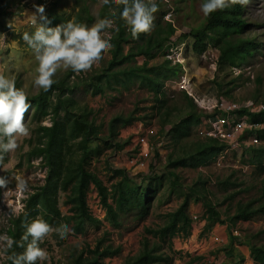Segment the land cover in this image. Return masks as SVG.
<instances>
[{"label": "trees", "instance_id": "16d2710c", "mask_svg": "<svg viewBox=\"0 0 264 264\" xmlns=\"http://www.w3.org/2000/svg\"><path fill=\"white\" fill-rule=\"evenodd\" d=\"M3 1L0 0V8ZM156 3L159 10L155 14H158L160 16L158 20L162 21L161 18L165 14L161 10L162 0H156ZM119 11L114 13L106 5L102 9V19H112L114 25L110 29L112 45L108 50L110 58L100 72L68 85L66 79H69L72 72L69 70L64 76L65 80L61 82L56 80L49 92L41 89L37 94L27 96L28 102L33 106L31 120L37 122L35 142L33 141L34 144L27 152V160L33 157L40 158L45 168V176L43 184L27 194L23 212L11 218L6 234L19 241L25 231L22 224L30 223L36 218L44 219L53 227L66 224L75 235L83 231L84 223L99 224L87 210L86 194L91 184L95 187L105 209V217L111 223H117L119 214L131 211H136L137 217L141 219L149 214L150 199L154 198L166 181L169 193H177L180 198L179 205L172 212L163 215L164 222L160 227L143 228L139 249L135 254L125 257L122 264H172L175 255L172 239L190 235L192 224L188 214L190 203L202 206L205 230L214 224H222L226 226L231 237V230L238 222L264 215V184L258 198L242 202L240 199L236 200V197L244 192L241 189L237 190L240 184L229 179L221 181L218 187L223 191V197L218 202L209 191L206 180L198 177L189 184L181 182L177 169L197 170L204 167L215 160L225 146L215 138L195 137L191 134V128L202 124L209 114L199 111L184 91L179 98L167 96L165 83L168 79L178 77L180 65L171 64L169 60L163 58L159 64L148 67L150 60L157 56L163 57L171 47V37L175 34L171 22L164 21V26L154 24L156 26L150 34H141L139 39L134 40L124 22L119 19ZM243 11L240 5L217 11L204 17V23L200 28L191 29L179 36L181 39L191 40V50L196 55H200L207 45L212 43L218 51L216 62L219 71L222 72L225 67H236L239 63L247 61L259 44L254 38L240 37L247 27L242 18ZM45 16L50 21L48 27L54 28L67 22L56 13H48ZM84 20L87 22L92 20L86 6L78 10L73 22L84 24ZM138 56L145 57L141 64L134 62ZM131 62L134 63L130 64ZM123 65L128 66L121 68ZM15 83L18 89H22L18 81ZM80 83L89 89L93 96L102 94L105 89L118 87V90H126L134 84L150 94L151 104L147 107L145 116L139 120L156 118L159 131L152 140L155 142L166 137L167 145L170 147L162 176L146 177L141 174L143 182L148 179L155 182L152 189H149V186L134 184L131 179L129 181L124 170L113 171L110 180L116 177H119V180L111 184L109 189L89 170L91 151L99 149L98 145L95 147L92 145L101 142L115 150L122 148L125 143L117 141L118 129L132 123L136 117L133 113L126 117L114 116L108 121L106 135L101 137V126L96 124L92 109L87 105L81 106L72 96ZM246 113H248L246 108L237 111V115ZM250 116L253 122H262L264 111ZM45 118L49 119V125L41 124ZM256 136L258 141L262 142L245 149L251 154L247 164L257 175L264 176V129L258 130ZM229 188L231 190L228 192ZM61 194L65 195L64 203L70 205V215H62L59 209ZM109 199L112 202L109 203ZM223 205L225 207L221 213L219 209ZM234 238H229L221 249L226 260H231L229 264L243 260L241 255H233L231 246ZM257 239L258 235H250L242 242L247 245L253 263L264 264V243ZM11 251L22 252L23 249L14 245ZM84 253L81 251L74 256L72 264H102L104 258L119 254L120 247L104 244V239H100L88 250L87 255ZM6 264L11 262L7 261Z\"/></svg>", "mask_w": 264, "mask_h": 264}, {"label": "rangeland", "instance_id": "374dc122", "mask_svg": "<svg viewBox=\"0 0 264 264\" xmlns=\"http://www.w3.org/2000/svg\"><path fill=\"white\" fill-rule=\"evenodd\" d=\"M202 2L203 0L162 1L161 10L168 13L170 22L175 28V34L171 37L170 48H172L174 55L179 57L181 67L178 77L168 79L165 83L164 88L167 96L179 98L181 92L187 90L199 100L221 98L239 107L245 106L248 102L254 105H257V103L264 105V0H248V4L243 7L242 14L247 27L240 37L254 38L259 43L258 48L247 61L239 63L238 66L233 68L225 67L222 72L219 71L216 62L218 51L212 43H209L200 55H196L191 50V40L181 39L179 36L203 25L204 16L200 11ZM34 6H43L45 8L44 15L56 13L61 15L67 22L73 21L78 10L86 6L92 20L90 22L84 20V24L91 26L98 19H102L104 5L102 0L3 1L0 8V75L13 78L15 82L18 81L27 96L35 95L41 90L34 86V79L37 75L35 70L38 63L32 50L22 39L24 32L31 34L35 31L36 25L32 22V14L35 12ZM159 17L158 14H155L154 24L159 23L160 26H164V21L167 20L162 17V21H159ZM108 31L110 33V29ZM109 58V52L107 51L104 53L103 59L91 71L79 74L71 72L69 79H66L67 84L71 85V83L79 81L80 78L88 79L95 73L100 72ZM163 58L164 56H157L150 60L148 67L159 64ZM144 59L145 57L138 56L134 62L141 64ZM128 65H123L121 68ZM68 71L58 70L53 79L60 82L64 81V76ZM182 78L185 79L184 83H181ZM182 86H185V88L183 89ZM118 89V87L105 89L102 94L93 96L90 90L80 83L72 93L73 98L81 106L87 105L92 109L96 124L101 126V137L106 135L108 121L114 116L126 117L133 113L136 117L135 121L118 129L117 141L125 143L122 148L115 150L101 142H95L92 145L93 147L98 145L99 149L91 151L89 170L95 173L109 189L111 184L119 180V177L110 180L114 170H124L129 181L131 179L134 184L142 187L149 186V189H152L155 182L150 181V179L143 182L141 174L146 177L155 175L160 177L163 175L165 158L170 151V147L167 145L168 139L163 137L162 140L155 142L152 140V137L159 131L156 118L147 121L139 120V118L145 116V111L147 112V107L151 104L150 94L144 88L137 87L135 84L126 90ZM224 93H227V95H224ZM196 107L199 111L209 114L197 105ZM32 110L33 106L25 116L30 135L18 136L17 149L4 154L3 160L0 161V179L5 181L4 186H0V235L6 234L11 218L22 213H18L19 208L17 205L19 204L21 210H24L26 195L43 184L45 168L41 164V159L33 157L29 161L27 160V152L36 138L37 122L31 120ZM206 121L207 118L204 119V122ZM262 123L264 124V118ZM41 124L49 125L50 121L45 118ZM207 129L208 124L204 125L202 123L192 127L190 131L195 137L204 138L208 137L205 133ZM244 133L242 134L243 141H241L243 149L235 152L229 151L223 158H216L197 170L177 169L176 172H179L181 182L189 184L198 177L206 180L209 191L214 194L215 199L219 202L223 197V191L219 190L218 183L229 179L240 184L237 190L244 191L236 197V200L240 199L242 202H247L253 198H258L264 184V176L257 175L254 169L247 164L251 154L250 151H245L249 135ZM261 142L258 141V144ZM130 159L137 161L131 165L128 163ZM142 163L143 165L140 166ZM20 182L26 183V190L20 191L18 189L17 185ZM230 190L229 188L228 192ZM65 199V195L61 194L58 206L62 215H70V205L64 203ZM97 199L101 204L99 195L91 184L86 194V205L89 214L91 212L92 215H95L96 211L90 208V203ZM108 202L110 203L112 200L109 199ZM150 202V212L144 218H138L137 212L131 211L119 214L117 223L113 224L105 217L106 213L102 217L97 214L100 217L99 220L97 219L99 224L84 223L83 231L80 234L75 235L71 232L69 237L64 240H61L55 233L54 236L49 234L41 247L48 251L50 264H72L74 256L81 251L87 255L88 250L92 249L98 240L104 239V244L120 247V253L104 258L102 264H122L125 257L135 254L139 249L143 228L155 229L160 227L164 222L163 215L175 210L180 203V198L177 193H169L167 182L164 181L163 186L154 198L150 199ZM224 207L225 205L219 209L221 213ZM202 213L203 208L200 204H189L188 214L192 219L189 236L192 234L193 237L189 238L188 236L185 238L192 240V243L190 246L181 248L183 244L180 241L181 238H175V245H173L175 264H191L192 262L189 259L193 257H199L200 259L195 264H214L215 261L220 262V264L231 262L229 259L226 262V258L222 256L224 252L221 249L224 242L218 237V234L221 233L220 230L213 231V225L205 230ZM222 219H224V216H222ZM199 222H203V224L199 226ZM219 225L222 224H216L215 226L219 229L224 227V225L221 227ZM233 229H237L240 233V236L234 239L236 242H242L250 235H258L259 239L257 241L264 243V215L257 216L244 223L238 222ZM225 233L226 235L222 233L221 236L226 240L233 238L232 235L230 237L228 230ZM0 245H2V242H0ZM243 262L242 260L234 264H243ZM6 263L7 261L0 258V264ZM45 264H49V262L46 261Z\"/></svg>", "mask_w": 264, "mask_h": 264}, {"label": "clouds", "instance_id": "9594fccd", "mask_svg": "<svg viewBox=\"0 0 264 264\" xmlns=\"http://www.w3.org/2000/svg\"><path fill=\"white\" fill-rule=\"evenodd\" d=\"M102 4L114 13L120 10L119 19L124 22L134 40L139 39L141 34L151 33L154 14L159 10L156 0H102ZM247 4L248 0H203L200 11L204 17H208L217 11L236 5L244 7ZM34 7L32 22L36 25L35 31L31 34L24 32L22 39L32 50L38 63L34 79L36 88L49 92L58 70H71L76 74L91 71L111 48L108 29L113 28L112 19H98L91 26L68 21L53 28L47 26L50 21L44 15L45 8ZM167 15L165 12L163 18L170 22ZM31 107L25 91L16 87L15 80L0 75V161L4 154L17 149L18 136L30 135L25 116ZM4 184L5 181L0 179V186ZM17 187L20 191L27 189L25 182H20ZM22 227L25 231L19 241L7 234L0 235V258L11 264H45L46 261L50 264L48 251L40 245L49 234L55 233L61 240L67 239L71 234V229L66 224L53 227L41 218L30 223L24 222ZM14 245L23 251H11Z\"/></svg>", "mask_w": 264, "mask_h": 264}, {"label": "built area", "instance_id": "2783aa9c", "mask_svg": "<svg viewBox=\"0 0 264 264\" xmlns=\"http://www.w3.org/2000/svg\"><path fill=\"white\" fill-rule=\"evenodd\" d=\"M165 1V0H164ZM166 17L169 18V15ZM170 48L169 52L166 53L165 59L169 60L171 64L180 63V59L178 56H175ZM185 79L182 78L181 83H184ZM184 89L185 86H182ZM186 94L192 98L194 103L203 111H207L209 116L207 117V121L203 122L204 125L208 124V129L205 131L208 137H212L220 141L224 144V150L219 153L217 158H223L229 151H238L239 149H243L241 146L242 134L248 133L247 147L255 146L258 144V138L256 136V132L264 128V124L262 122H253L251 120L250 115H256L264 111V105L261 103H257L254 105L251 102H248L245 106L239 107L237 105H233L231 102H227L221 98L218 99H210V100H199L196 99L190 92L185 90ZM240 108H246L248 113L237 115V111ZM151 148V147H150ZM137 160L130 159L128 163L133 165ZM143 163L140 165L142 166ZM22 200V199H21ZM17 204V203H16ZM19 208V212H22L21 206L17 205ZM90 208L95 210V215H92L90 210V215L99 220V214L101 217L105 215V209L99 203V200H94L90 203ZM231 235L233 237L238 238L240 233L237 229L231 230ZM214 264H220V262L215 261Z\"/></svg>", "mask_w": 264, "mask_h": 264}, {"label": "crops", "instance_id": "0c3cea01", "mask_svg": "<svg viewBox=\"0 0 264 264\" xmlns=\"http://www.w3.org/2000/svg\"><path fill=\"white\" fill-rule=\"evenodd\" d=\"M202 221H204L203 219H202ZM240 222H242V223H244V222H247V221H240ZM206 223V222H205ZM199 226H201L202 224H203V222H199ZM216 224H214L213 225V231H218V230H220V234H218V237H220V240L221 241H223L224 242V244L222 245V247H224L225 246V244H227V242H228V240H229V238L226 240V238H224V237H222L221 236V234L223 233V235H226V233H225V231H227V229L225 228L226 226L224 225V227L222 228L221 226L222 225H219L220 227H221V229H219V227H217V226H215ZM204 226H205V224H204ZM225 230L224 232L222 231V230ZM190 237H193V235L191 234V236H189V238ZM178 238V237H177ZM180 238V237H179ZM234 239H236V238H234ZM179 240V239H178ZM177 240V241H178ZM226 240V241H225ZM180 241L183 243L182 244V247L181 248H184V247H187V246H190L191 245V243H192V240H190V239H186V238H181L180 239ZM180 243V242H179ZM178 243V244H179ZM173 245H175V238H173L172 239V247H173ZM180 245V244H179ZM231 248H232V252H233V255H238V256H242V258H243V264H254L253 263V261L251 260V258H250V256H249V251H248V247H247V245L244 243V242H241V241H239V242H236L235 240L233 241V243H232V246H231ZM178 249V248H177ZM177 249H175V250H177ZM173 250H174V248H173ZM222 256L223 257H225V254H222ZM200 259H199V257H197V258H191V259H189V261L190 262H192L191 264H195L197 261H199ZM211 261V260H210ZM212 262H213V260H212ZM226 262H227V260H226ZM172 264H175V259H173V262H172ZM181 264V263H180Z\"/></svg>", "mask_w": 264, "mask_h": 264}, {"label": "bare ground", "instance_id": "6f19581e", "mask_svg": "<svg viewBox=\"0 0 264 264\" xmlns=\"http://www.w3.org/2000/svg\"><path fill=\"white\" fill-rule=\"evenodd\" d=\"M217 158V157H216Z\"/></svg>", "mask_w": 264, "mask_h": 264}]
</instances>
